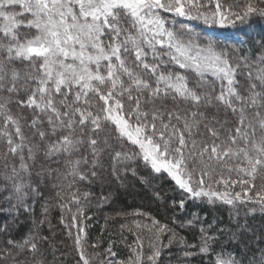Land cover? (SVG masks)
<instances>
[{"label": "snow or ice", "instance_id": "6c2138e0", "mask_svg": "<svg viewBox=\"0 0 264 264\" xmlns=\"http://www.w3.org/2000/svg\"><path fill=\"white\" fill-rule=\"evenodd\" d=\"M261 3L0 0V212L30 209L29 198L42 197L51 180L60 189L56 199L64 200L63 182L71 188L77 179L97 178L105 154L113 171L140 159L193 198L264 211V36L256 40L240 27L225 37L233 43H222L206 27L264 23ZM13 105L28 115L14 113ZM124 141L139 151L123 150ZM225 170L237 178H225ZM237 186L241 191L233 192ZM0 227L6 235L12 224ZM166 229H156L158 242ZM168 231V245L184 243ZM201 233L207 264H264V249L251 257L217 251L215 238ZM47 239L30 231L21 241L6 240L0 264H49L40 248ZM151 247L147 256L133 248L128 264H156L161 249ZM79 256L92 264L82 247Z\"/></svg>", "mask_w": 264, "mask_h": 264}, {"label": "trees", "instance_id": "16d2710c", "mask_svg": "<svg viewBox=\"0 0 264 264\" xmlns=\"http://www.w3.org/2000/svg\"><path fill=\"white\" fill-rule=\"evenodd\" d=\"M197 2L206 3L207 0ZM222 2L231 3V0ZM177 19L192 25L201 24L199 21ZM240 27L251 32L256 40L264 36V23H255L251 28L239 25H216L213 28L236 34ZM220 40L222 43H233L221 37ZM249 47H252L251 43ZM244 51L241 47V54ZM12 111L28 115L27 109H19L15 105ZM112 144L116 151L122 150L114 134ZM123 150L130 153L139 151L128 141L123 142ZM102 163L103 168L98 170L97 178L77 179L71 188L64 181V200L56 199V192L60 189L53 188L52 184L56 181L51 180L46 181L42 197L29 198L30 209L26 207L19 213L0 212V223L12 224L6 235H0V247L8 246L6 240L21 241L30 231H35L39 236L48 238L47 242H41L40 248L49 264H82L79 256L81 247L92 264L108 258L128 263L134 257L133 248L147 256L152 253V245L161 249L156 264H207L211 257L199 254L201 229H204L207 235L215 238L211 243L217 251L223 247L251 257L264 249V211L258 206L245 203L233 207L219 201L193 198L186 190L180 189L167 172L155 173L140 159L125 161L117 165L115 171L107 154ZM82 171H87V166ZM228 174L233 179L237 178L234 173L223 172L225 178ZM232 190L241 191L238 186ZM84 192L90 193L86 199L83 198ZM72 193L81 196L78 203L70 200ZM181 200H184L183 207L179 206ZM60 203H66L67 209H62ZM45 207L48 208L47 213L44 212ZM252 207H256L255 212L249 211ZM39 221L45 222L37 229L35 225ZM164 225L167 229L160 234L158 242L156 229ZM168 229L183 237L184 243L174 241L168 245L171 235ZM77 233L81 236L80 246L75 243ZM138 242L143 245L142 249L137 247ZM185 251L195 254L185 257Z\"/></svg>", "mask_w": 264, "mask_h": 264}, {"label": "rangeland", "instance_id": "374dc122", "mask_svg": "<svg viewBox=\"0 0 264 264\" xmlns=\"http://www.w3.org/2000/svg\"><path fill=\"white\" fill-rule=\"evenodd\" d=\"M258 2H259V0H258ZM260 6L261 7H264V3H261L260 4ZM209 27V32L210 33H212V34H221L220 35V37H222V38H225V37H229V36H231V35H233L232 33H230V32H228V33H220L217 29H215V28H213V27H210V26H208ZM218 171H219V169H218ZM230 174H228L227 176H226V178L229 176ZM232 176V175H231ZM260 182V180H258V181H256V183H259ZM239 190H240V188H239ZM248 194H252L251 192L250 193H248ZM243 195H244V193H243ZM200 199H206V200H208L207 198H200ZM250 234H251V232H249ZM102 262H103V264H119V262L120 261H116V260H113L112 258H108L107 260H103V261H100V262H98V264H102ZM125 264H128L127 262H125Z\"/></svg>", "mask_w": 264, "mask_h": 264}]
</instances>
